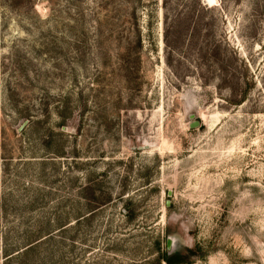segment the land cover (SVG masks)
Returning <instances> with one entry per match:
<instances>
[{
	"label": "rangeland",
	"instance_id": "obj_1",
	"mask_svg": "<svg viewBox=\"0 0 264 264\" xmlns=\"http://www.w3.org/2000/svg\"><path fill=\"white\" fill-rule=\"evenodd\" d=\"M177 250L264 264V0H0V264Z\"/></svg>",
	"mask_w": 264,
	"mask_h": 264
},
{
	"label": "trees",
	"instance_id": "obj_2",
	"mask_svg": "<svg viewBox=\"0 0 264 264\" xmlns=\"http://www.w3.org/2000/svg\"><path fill=\"white\" fill-rule=\"evenodd\" d=\"M162 259L168 264L183 263L185 261V257L181 253L168 254L164 252L162 254Z\"/></svg>",
	"mask_w": 264,
	"mask_h": 264
},
{
	"label": "water",
	"instance_id": "obj_3",
	"mask_svg": "<svg viewBox=\"0 0 264 264\" xmlns=\"http://www.w3.org/2000/svg\"><path fill=\"white\" fill-rule=\"evenodd\" d=\"M199 125H200L199 120H195V121L190 123V127H192V128L198 127Z\"/></svg>",
	"mask_w": 264,
	"mask_h": 264
},
{
	"label": "flooded vegetation",
	"instance_id": "obj_4",
	"mask_svg": "<svg viewBox=\"0 0 264 264\" xmlns=\"http://www.w3.org/2000/svg\"><path fill=\"white\" fill-rule=\"evenodd\" d=\"M174 253H181V251L180 250H177V251L173 252L172 254H174Z\"/></svg>",
	"mask_w": 264,
	"mask_h": 264
}]
</instances>
